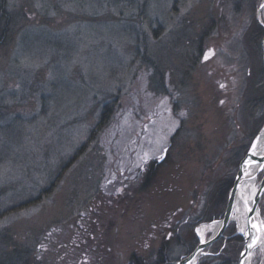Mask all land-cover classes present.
<instances>
[{
	"label": "rangeland",
	"instance_id": "obj_1",
	"mask_svg": "<svg viewBox=\"0 0 264 264\" xmlns=\"http://www.w3.org/2000/svg\"><path fill=\"white\" fill-rule=\"evenodd\" d=\"M261 2L0 0V261L189 255L264 125Z\"/></svg>",
	"mask_w": 264,
	"mask_h": 264
},
{
	"label": "water",
	"instance_id": "obj_2",
	"mask_svg": "<svg viewBox=\"0 0 264 264\" xmlns=\"http://www.w3.org/2000/svg\"><path fill=\"white\" fill-rule=\"evenodd\" d=\"M261 5H264V0H262ZM261 5L256 13V21L258 25L264 30V25L259 19L260 11L262 8ZM261 51L262 71L264 77V35L261 41ZM259 138L260 132L253 138L245 156L240 161L232 186L228 191L225 209L221 218L219 220L207 223H218L216 231L212 235H209V237L206 239L198 234V245L194 248V250L186 257H183L172 264H196L202 256L208 254L205 252L208 247L213 245L221 238L227 239L224 236V232L233 222L235 202L241 193L244 183H246L247 181H257L258 175L261 174L262 177L257 184V189L254 191L249 201H245L244 229L242 232H239L237 228H235V235H238L243 242V246L239 252V256L237 259V264L250 263L253 251L256 250L261 238L264 236V222L261 219L259 209L261 198L264 195V152H259L258 150ZM254 145L255 148L253 147ZM165 153L166 149L164 150V154ZM199 228L200 227H197L196 231H198Z\"/></svg>",
	"mask_w": 264,
	"mask_h": 264
},
{
	"label": "bare ground",
	"instance_id": "obj_3",
	"mask_svg": "<svg viewBox=\"0 0 264 264\" xmlns=\"http://www.w3.org/2000/svg\"><path fill=\"white\" fill-rule=\"evenodd\" d=\"M258 150L259 152H264V125L260 131V138L258 143ZM258 182L255 181H247L244 183L241 193L238 196L236 202H235V208L233 213V222L235 228L239 232H242L245 225V201H249L250 197L254 193V191L257 189ZM218 227V223L213 224H203L199 228V235L204 237L206 233H209V235H212ZM256 249H259L260 251H264V236L261 238L258 246Z\"/></svg>",
	"mask_w": 264,
	"mask_h": 264
},
{
	"label": "trees",
	"instance_id": "obj_4",
	"mask_svg": "<svg viewBox=\"0 0 264 264\" xmlns=\"http://www.w3.org/2000/svg\"><path fill=\"white\" fill-rule=\"evenodd\" d=\"M0 7H2V4H1ZM0 12H2L1 9H0ZM3 18L5 19V22L6 23L3 26V28L1 29V32H0V35L1 36L2 35H5V32L7 30L6 26L8 25V21L6 20V17L5 16H2V19ZM152 165H153V163L151 164V166ZM229 185L230 184H228V186ZM228 186L225 185V187H223L224 190L223 189L220 190V196L218 198V203H221V196L222 195H225ZM222 190H223V192L221 193ZM223 199L224 198H222V201H223ZM235 237H238V236H233L231 239H234ZM229 241H230L229 244H227L228 246L231 245V244H233V242H232L233 240H230L229 239ZM239 241H242V240H239ZM237 244H238V242H237ZM227 245H226V247H227ZM236 252H237V248L235 246H230L229 249L228 248L227 249L225 248V250H223V254H221V257L219 256L220 257L219 260H217L215 262L214 261L211 262V261H209V258L208 257H201V259H199L198 264H233L235 262L234 259H235V256H236ZM12 253H10L6 257L4 255H2L3 260L1 259L0 264H22L21 263V260H20L21 259L20 258L21 256L19 255L20 253L18 254V252H16V251H14V254H12ZM24 264H26V263H24ZM132 264H135L134 261H132Z\"/></svg>",
	"mask_w": 264,
	"mask_h": 264
},
{
	"label": "snow or ice",
	"instance_id": "obj_5",
	"mask_svg": "<svg viewBox=\"0 0 264 264\" xmlns=\"http://www.w3.org/2000/svg\"><path fill=\"white\" fill-rule=\"evenodd\" d=\"M261 7H264V5H261ZM208 57L206 56L205 59H207ZM255 148V145L253 146Z\"/></svg>",
	"mask_w": 264,
	"mask_h": 264
}]
</instances>
